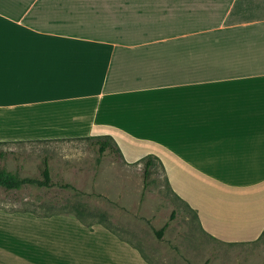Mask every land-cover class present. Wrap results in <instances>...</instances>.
Here are the masks:
<instances>
[{"label":"crops","instance_id":"1","mask_svg":"<svg viewBox=\"0 0 264 264\" xmlns=\"http://www.w3.org/2000/svg\"><path fill=\"white\" fill-rule=\"evenodd\" d=\"M94 136L126 165L158 158L212 239L260 238L264 0H0V170L42 180L55 144ZM35 188L0 187V264H150L99 223L18 200Z\"/></svg>","mask_w":264,"mask_h":264},{"label":"rangeland","instance_id":"2","mask_svg":"<svg viewBox=\"0 0 264 264\" xmlns=\"http://www.w3.org/2000/svg\"><path fill=\"white\" fill-rule=\"evenodd\" d=\"M55 145L50 160L53 185L19 192L20 202L24 196L43 199L51 211L80 214L89 225L104 213L103 224L138 248L150 264H264V233L241 244L212 239L171 194L158 165L144 190L142 163L126 165L109 152L97 162L96 147L87 139ZM165 223L158 237L154 230Z\"/></svg>","mask_w":264,"mask_h":264},{"label":"trees","instance_id":"3","mask_svg":"<svg viewBox=\"0 0 264 264\" xmlns=\"http://www.w3.org/2000/svg\"><path fill=\"white\" fill-rule=\"evenodd\" d=\"M87 140H89L91 142L92 146L96 147V150L98 153L97 162L100 161V158L106 152L116 154L120 158L122 156L118 146L116 145V143L114 142V140L110 136H94V137L87 138ZM140 163L143 164V188L145 190L148 186V179L153 172L154 166L158 165L161 168L162 172H164V169H163L162 164L158 160V158H156L152 155H147L146 157L142 158L141 160L137 161L134 164H140ZM40 174L42 176V180H38V179H34V178H20L17 175H14L10 172H7L6 170H0V187H2L5 190L17 189V188H19L23 185H27V184H35L38 187H51L53 185V183H52L51 176H50V169H49L48 164L46 162H44L43 167L40 169ZM164 179H165L167 186L169 188L168 181H167L165 176H164ZM64 186L66 187V186H70V185L65 184ZM169 190H170V188H169ZM184 205L188 209H190L186 204H184ZM191 212L193 213L196 221L198 222V217H197L196 212L193 210H191ZM76 215H77V218L87 227H91L93 225V224L89 225V224L85 223V221H83V219L81 218L80 214H76ZM99 218H100L99 221H97L95 224L99 223V224L105 226L103 224V222H104V219L106 218V215L104 213H100ZM198 224H199V222H198ZM167 226H168V223H165L160 229L154 230L158 237H161L163 235ZM105 227L107 229H109L107 226H105ZM111 232L115 234V232H113V231H111Z\"/></svg>","mask_w":264,"mask_h":264}]
</instances>
